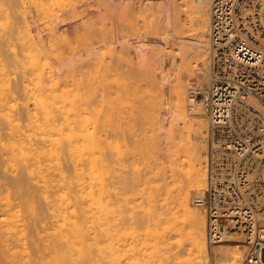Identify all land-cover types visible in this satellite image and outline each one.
<instances>
[{
    "label": "bare ground",
    "instance_id": "6f19581e",
    "mask_svg": "<svg viewBox=\"0 0 264 264\" xmlns=\"http://www.w3.org/2000/svg\"><path fill=\"white\" fill-rule=\"evenodd\" d=\"M1 1H3V0H1ZM5 1L6 2H9V0H5ZM5 1H3V2H5ZM21 1L23 2V0H21ZM39 1H40L39 3H42V4L44 3L43 1L41 2V0H39ZM44 1L46 2L47 0H44ZM68 1L70 2L71 0H68ZM79 1L81 3L83 0H79ZM173 1H174L173 2L174 3L173 4L174 7L172 9H174V10H172L171 7H170V9L172 11L171 13H173V14L171 15V19H170V22H169V24H170V26H169V33H168L169 34V37L173 36L174 33L176 34L175 36H177V37L181 36L184 33L181 37L187 38V35L189 34V31L191 33V30H189V28H191L194 25V26H196V30H195V27H192L191 29L194 28L193 31L194 30L196 31V32L195 31L194 32L197 33L195 35L197 36L198 39L197 40H192V41L183 40L182 38L181 39L183 40L182 43L185 44V45L186 44L187 45H189V44L190 45H193L194 44V48L196 47V49H197L196 52L197 53L198 52L201 53V51L203 49L202 47L205 46V43L206 44L208 43V35H209L208 28L210 26V0H180V3H176V0H173ZM37 2H38V0L36 1V4H37ZM73 2H74V0H73ZM77 2H78V0H77ZM135 2H134V5H135ZM141 2H142V0H141ZM150 2H148L147 5L151 4ZM171 2H172V0H171ZM177 2H179V1H177ZM96 3L98 4L99 2H96ZM106 3H107V1H106ZM106 3H104V6L106 5ZM142 3L145 4V2H142ZM165 3H166V1H165ZM165 3L163 2V6H165L164 5ZM8 4H11V3L10 2L7 3V7H8ZM18 4H20V3H18ZM36 4H35V6H36ZM75 4H77V3H75ZM75 4H73V5H75ZM108 4H107V7L105 6L106 8H108V10L105 9V11L106 10L109 11V8H110L109 6L110 5H108ZM139 4L141 6V3L140 2H139ZM0 5H1V7H0L1 8L0 13H1L2 11H4V8L2 9V4H0ZM23 5H24V3H23ZM38 5H40V4H38ZM46 5H48V4L46 3ZM46 5H45V7H46ZM73 5L70 4L69 7H71ZM132 5H131V7H132ZM167 5L168 4H166V7H167ZM11 6H13V5H11ZM89 6H90V4H89ZM122 6H124V4H122ZM136 6H134V7H136ZM3 7H5V4H3ZM7 7H6V9H7ZM9 7H10V5H9ZM20 7H21V4H20ZM93 7H95V6L93 5ZM127 7L128 6H126V8ZM21 8H20V10H21ZM67 8H68V6L65 9H67ZM97 8L99 9L100 6H98ZM140 8H141L140 11H143L142 8H144V7L142 6ZM148 8L151 9L152 6L151 7L149 6ZM153 8H154V6H153ZM180 8H183V9H180ZM14 9H15V7H14ZM38 9L39 8L37 7V10ZM44 9H42V10H44ZM62 9H63V7H62ZM134 9H136V8H134ZM154 9H151V10L154 11L153 16H156L157 13H155V10ZM39 10H41V9H39ZM59 10H61V9L59 8ZM72 10L73 9H71L69 12H72ZM85 10H86V8H85ZM121 10H119V11H121ZM125 10H127V9H125ZM8 11L9 10H7L5 12L8 13ZM23 11H24V9H23ZM83 11L84 10H82V12ZM134 11H132L133 14H134ZM42 12H40V11L38 12L37 11L36 12V15L38 13H40V14H38V17H40ZM182 12H185L187 14L189 13L188 14V17H190V20L189 21L192 22L191 23L192 26L190 24L191 27H189V28L187 27L188 29H186V26H185L186 24L181 19V13ZM3 13H2V15H4L3 16L4 18H5V15H6V18L9 17L8 16L9 14H6V13L3 14ZM12 13H14V11ZM17 13H18V11H17ZM98 13L100 15L101 12H98ZM120 13H122V12H120ZM104 14H106V13H104ZM107 14L108 15L111 14V16L109 17L110 20H111L112 19L111 17L113 16L112 13H109L108 12ZM107 14H106V16H107ZM133 14H132V16H133ZM149 14H151V12ZM48 15H51V14H48ZM68 15H70V14H68ZM80 15H81V13H80ZM117 15H118V13H117ZM137 15H136V17H137ZM142 15H143L144 18H145V16L148 17L147 14L146 15L145 14H142ZM18 16H19V14H18ZM63 16H61L60 19ZM119 16L121 17V14ZM21 17H23V16H21ZM25 17L26 16H24V18ZM76 17H78V16H76ZM149 17H150V15H149ZM11 18L9 17L4 22L5 23H8L9 22V19L11 21ZM44 18H45V16H44ZM122 18H121V20H122ZM129 18H132V17H129ZM144 18H142V19H144ZM157 18H158V16L155 17L156 20H157ZM25 19H24V22H25ZM34 19H35V17H34ZM41 19H43V17ZM45 19H47V18H45ZM60 19H58V21ZM99 19H97V20L99 21ZM102 19L103 18H101L100 21ZM106 19H107V17L105 18V20L103 19L104 20L103 23H105ZM116 19H118V17ZM2 20H3V18L1 19V21ZM124 20H126V19H124ZM139 20L141 22V19H139ZM152 20L154 21V19H152ZM161 20H162V18H161ZM161 20H160V22H161ZM90 21H94V20H91L90 19V20L85 21V22H89L90 25H91V23H93V22H90ZM129 21H131V20L129 19ZM137 21H138V19H137ZM158 21L159 20H157L156 22H158ZM27 22L28 21H26V23ZM61 22H62V20H61ZM11 23H12V21H11ZM53 23H52V25H53ZM81 23L83 24V22H81ZM130 23H131L130 25H132V22H130ZM135 23H138V22H135ZM146 23H148V21ZM154 23H155V21H154ZM158 23H156V24L160 28L157 29V32L159 31V29L162 30V27L161 26H163L162 24H159V25H161V26H159ZM167 23H168V20H167ZM22 24H23V21H22ZM45 24H47V23H45ZM100 24H101V22H100ZM100 24H98V25H100ZM109 24H111V23L109 22ZM119 24H121V23H119ZM123 24H122V26H123ZM163 24H164V22H163ZM90 25L88 24V26H90ZM98 25L95 24V26H98ZM130 25H129V28H130V31H131V28L133 29L134 27H130ZM150 25H151V23L148 26L150 27ZM1 26H3V25H1ZM8 26H10V25L9 24H6V27H8ZM13 26L14 25L11 24L10 27L12 28ZM20 26H22V25H20ZM20 26L19 25H15V27H14L15 28L14 31H16L17 33L19 32V35H20V32H22L21 31L22 30V27H24V26H22L20 28ZM45 26H48V25H45ZM88 26H87V28H88ZM111 26L113 27L112 24H111ZM111 26H110V28H106V30L108 32L105 30V34L108 35L109 33H111V32H109L110 30H112L111 29ZM125 26H126V24H125ZM132 26H134V25H132ZM28 27L29 26L27 25V28ZM52 27H54V26H52ZM138 27H139V25L137 26V28ZM92 28L93 27H91V30H92ZM125 28L126 29H124V27H123V29L125 31H127L128 30L127 27H125ZM141 28L143 29V26ZM163 28H164L163 30L165 31V29H166L165 26H163ZM42 29H43V27H42ZM83 29H84V26H83ZM153 29L155 30V26H154ZM153 29H152V31H153ZM173 29H174L175 32L172 34V30ZM185 29L187 31L188 30L189 31L187 33H185L186 32ZM1 30L2 31L4 30L5 34H8V33H6V31L9 32L8 31L9 29L7 30V28L6 29H0V31ZM85 30L86 29H84L83 32H85ZM2 31H1L0 41H2V39H3V38L1 39L2 35L4 37V33H2ZM24 31L25 30L23 29V32ZM26 31H27V29H26ZM98 31L100 33H98L96 31V34L97 33L98 34H101V32H103L102 30L101 31L98 30ZM134 31L136 32V30H134ZM139 31H140V28H139ZM13 32H11V33L13 34ZM29 32L30 31H28V33ZM81 32H79V33H81ZM154 32H152V33H154ZM126 33L128 34V32H126ZM131 33L134 34L133 31H131ZM137 33H138V31H137ZM88 34L90 35L89 32H88ZM92 34H94V33H92ZM124 34L125 33L122 34L123 37H125ZM132 34H130V35H132ZM145 34H147V33H145ZM148 34L146 35L147 37H148ZM159 34H162V33L158 32L157 35H159ZM9 35H10V33L8 34V36ZM11 35L9 36V39H8V37L6 38L7 40L6 39H3V40L6 41L5 43L8 46H10V47H12L17 42L13 38V35L14 34L12 36ZM130 35H128V36H130ZM135 35H137V34H134L133 36H135ZM150 35H154V34H151V32H150ZM191 35H194V34L191 33ZM6 36L7 35H5V37ZM61 36L63 37V35H61ZM91 36H93V35H91ZM95 36L96 35L94 34L93 38H91L92 39V44L95 43V40H96V39L94 40V37ZM97 36L99 37V35H97ZM108 36H106V37H108ZM15 37H17V36H15ZM21 37H22V35H21ZM29 37H30V34H29ZM103 37H104V35H103ZM111 37H110V39H111ZM127 37H126V39H127ZM135 37H137V36H135ZM193 37H195V36H193ZM31 38H32V36H31ZM102 38H100V39H102ZM131 38H133V37L131 36ZM188 38L190 39V37H188ZM10 39H12V40L15 41L13 45H12V42L13 41H10ZM21 39L24 40V41L26 40V38L24 36ZM88 39L90 40V38H88ZM88 39H86V40H88ZM22 40H20V42ZM27 40L29 41V44H27L28 41H25L26 43L24 41H22L23 44H24L22 46V48L25 51L23 53L21 52V54H23L22 56L21 55H18V53H20V52L17 53V51H15V50H19V48H17V49L15 48L14 49L13 48L14 46H13L12 47L13 48L12 50L9 47L10 50H11V51L9 50V53L13 51V54L10 55L11 57H9L10 59H4L3 55H4V53L6 51H8V50H5V48H4L5 43L1 45L3 47L2 51L5 50V52L3 53V55H2V51L0 52L1 53L0 54V158H2L4 167H6V169H9L10 168L12 171L15 172V174L16 173L19 174V176L15 178L16 180L13 179V180L16 181V183L14 185H16V187H18V189L23 190V192H24V194H23V192L20 191V193L22 192L21 194H23V198L22 199L20 198V201H19V198H15V197L13 198L11 196L10 192H12V194H13V191H10L9 192V190H10V189H8L9 187H6V186L9 185V184H7V182H5V184H7L6 186L4 185V181L2 183L6 188L3 185H0V264H93L94 260L96 261V260H99L101 258H106V257H107L106 258V261L107 262H105V264L106 263H108V264H151L152 263L151 261H152L153 257L155 256L154 252H150L148 254L143 252V249L145 247H149L150 246L149 243L147 242V240L142 237V233H141L142 228L146 224L144 223V226L142 227L141 221L143 219L140 218V219H142L140 221L139 219H137V216L135 215L136 210L139 209L138 207L143 208L142 207L143 206L142 204H144V206H146V207H147L148 204L150 206H152L150 204L151 202L150 203H147V205H146V203H142L143 200L145 198H147V196H149V194H151V192L148 195L145 194L146 191H147V190H145L146 189V185L145 186L143 185L145 187V189H144L145 191H144V193L142 191V194H144L146 197L144 199H143L144 196L142 197V199H143L142 202H139V199L141 201V196L138 194V190H136L137 187L138 188L141 187L139 184L142 185L143 184L142 181H144V180L146 181V179H148L149 176H147L146 174H142L141 173V170L139 169V172L138 173H136V171H135V173H136L135 175H132L131 174L132 175V176L130 175L131 177L129 176L128 178L125 177V178L121 179L122 180V183L120 182L121 185L119 187L116 186L118 189L116 187H114L115 186L114 183H113L114 186H112L113 184L112 185L109 184L110 181H107L106 180V178L109 179V177H106V173H109V170H110V167H111V162H110V160L108 158V153H107L108 151L106 152V147H107V150H108V147L111 146L112 144L110 145V142L107 141V138H105V137L103 138L104 135L102 136V134H100V132H99V131H101V133L104 132V134L106 132H108V131H106V132L103 131V130L106 129L105 128V124L104 125L101 124L102 126H104L101 129L100 127H102V126L98 123L99 121H97V120L94 119L96 117V115H101V114H97L98 109L96 108L101 103V100H100V103L97 105L96 102L98 101L97 100L98 98L97 99H94L93 98V95H95V94H92L94 92L92 90H89V89H91V87H87L88 89H87V92H85V93L89 97H87L86 94H84L85 95V98H87V99H85V100L83 99L82 100L80 98L81 101H83L81 103L79 101L80 99L78 100V98H79V96H82V98H84V95L82 94L83 92L81 93V95H79L80 92L82 91V89L80 88V89H77L76 90V88L83 87V91H84V87L88 85V81L87 82H84L87 85H84L83 86V83H81V81L83 80V78H81V76H79V72H76L74 70V67H77V66L72 65L73 62L70 59V61L68 60L69 62H66L65 63V61H64L63 62L64 63L63 66L61 64V66L64 67V69H65L64 71L63 70L61 71L60 69H59L60 72L59 71H56V72L53 71L52 68L51 69L49 68V67H51L50 66V63L48 65L46 60L45 61H42L43 59H45V58L42 59L44 52H42V51L40 52L39 51L40 49L38 50L39 47L35 45L36 41L35 42H32L31 39H30L31 41L29 39H27ZM66 40H68V39L66 38ZM86 40H85V43H86ZM93 40H94V42H93ZM97 40H99V39H97ZM105 40H106V38H105ZM105 40L103 42L106 43ZM55 41H57V40L55 39ZM55 41H54V43H55ZM60 41H61V39H60ZM81 41L82 40H80V42ZM116 41L118 42V40H116ZM90 42L91 41H89V44H90ZM109 42H111V40ZM131 42H132V40H131ZM2 43H3V41H2ZM19 43H17V44H19ZM40 43H41V41L39 42V44ZM21 44H20V47H21ZM77 44L78 43H76V46H73V47H75V49H78L76 47H79L78 45L79 44H82V43H79L78 45ZM97 44L99 45L100 43L97 42L96 45ZM59 45H60V43H59ZM103 45L104 44L102 43V47H103ZM126 45L128 46V44H126ZM137 45L138 44L136 43V46ZM8 46H7V49H8ZM40 46H41V44H40ZM54 46H53V48H54ZM109 46H107V47H109ZM115 46H117V45H115ZM139 46L140 45H138V47ZM155 46H159V45L156 44ZM56 47H55V49H56ZM107 47H106V49L108 50ZM134 47H132V48H134ZM149 47H148V49H149ZM31 48L34 49V50L36 49V51H39V53H42V56H40L41 54H35V53H38V52H35L34 53V51ZM41 48H42V50H44V51L46 50L47 51V49H43V47H41ZM62 48L60 49V52L64 51V49H66V48H64L62 50ZM95 48L96 47H94V50H97ZM140 48H141L140 49V51H141L142 50V47H140ZM145 48H146V50H148L146 46H145ZM159 48H160V46H159ZM159 48H157V50ZM183 48H185V47H183ZM183 48H181V49H183ZM199 48H201V49L199 50ZM29 49L32 50L33 51L32 53H34L35 55L32 54ZM82 49L84 50V48H82ZM90 49H92L91 48V45H90ZM129 49H130L131 52H128V53H132V50L133 49L131 50V47ZM151 49L154 50L155 48L152 47ZM185 49L181 50L180 52H185L186 57L188 56V53L189 52H191V54L193 53L192 51H190L189 48H188L189 49V52H188V49L187 50H185ZM78 50H80V49H78ZM114 50L115 49H113V51ZM119 50H120V48H119ZM122 50H120V51H122ZM125 50H128V49L126 48ZM172 50H173V48L171 49V51ZM85 51H86V49H85ZM120 51H118V52H120ZM186 51H187V54H186ZM97 52H95V53H97ZM100 52H99V54H100ZM107 52L110 53V51H107ZM115 52H116V50L113 52L115 55L118 54L117 52L116 53ZM141 52H143V50ZM158 52H160V54H161V51L158 50ZM202 52H204V51H202ZM9 53H7V57L9 55ZM53 53H55V51ZM149 53L151 54L152 51L149 52ZM155 53L157 55V52H155ZM155 53H153V54H155ZM65 54H67V53L65 52ZM70 54H69V56H67V55L66 56L67 57H70L71 56ZM80 54H82V53H80ZM104 54H106V53H103L102 55H104ZM134 54L135 53H133V55ZM139 54H138V56H139ZM142 54H143V57L146 56L145 53H141V55ZM160 54H158V55L160 56ZM191 54H189V55H191ZM206 54H207V52H206ZM121 55L123 56V53H121ZM183 55H184V53H183ZM192 55L194 56V53ZM197 55H198V57L201 56L200 58H203V59H201V63H202V66H203L202 67L203 71L202 70H199V71L197 70L198 71L197 72L198 73V76H199V78H201V80H203L202 78H204V80L205 79L207 80L209 76H207L208 73L206 71V68L204 67L205 64L207 63L206 62L207 58L202 57L204 55H200V56H199V54H197ZM19 56L22 57L23 59H20ZM66 56L64 55V60H65V57ZM107 56H109V55H107ZM117 56H120V55H116V57ZM130 56H132V54ZM130 56H128V58ZM159 56L155 57L156 60H157V58ZM182 56H181V58H182ZM205 56H207V55H205ZM52 57H54V56H52ZM85 57H88V56L86 55ZM98 57H97V60H98ZM104 57H106V55H104L103 58ZM186 57H185V59H186ZM111 58H113V57L111 56L109 58V60ZM122 58L125 60L126 57L123 56ZM142 58H140V59H141V61L144 62L142 64L145 67L143 69H147L148 67H150V65H148V63L146 62L149 58H148V56L145 57V59L144 58L142 59ZM146 58H147V60H146ZM150 58H152L151 60L153 61L154 56L153 57H150ZM174 58L176 59V56H174ZM187 58H189V56ZM194 58H196V57H194ZM79 59H81V57ZM82 59H83V57H82ZM117 59H119V57H117ZM131 59H133V58H131ZM131 59H130V61H132ZM179 59H180V57H179ZM185 59L183 58V61L181 60L182 63H183L182 66L179 65L181 71L178 72V69H177V72H174V73H177V75L174 77L175 79L174 80H171L172 78L170 79L171 82L173 81V83H171L172 85L169 84L171 86L168 87V88L171 89V90L169 89L170 90V91H168L169 93L167 92L168 93V96H169L168 97L169 101L166 100V99H164L166 97H163V92L167 91V89L165 88V85H163L164 83H161L162 80L159 81V79H158L159 76L156 77V75H155L156 74L155 73L156 70H153L151 67H150V69H152L153 71L150 70L149 68L146 70V75L149 74V71L152 73V74L150 73L151 76H152V78L151 79L149 78V79L154 82V84H155L154 87H152V88H149L148 87L147 88V86H148V84L146 83L147 81L145 83H142L141 82L142 84H144V85L146 84L147 85V86H145L146 89H152L151 91L150 90H146V94H147V91H148V96H146V98H145L144 101H143V99H142V102L141 103L139 101V103L141 104V109L144 108V105L145 106L147 105L148 108L146 107L147 109H144V111H146L148 109H150V110H153L154 109L155 110V112L153 110V113H151V114H150L149 111L144 112L145 115H146L147 112L150 114V118H149V114H148L147 117H146V119L149 118L152 121V124H156L159 121L161 122V119H160V117L158 115L159 112L161 111L160 108L161 109L163 108L164 102H165V104L168 102L169 105L166 104L167 106H169L168 107V110L166 108V105H165V108H166L167 112L169 113V115L167 114L168 117L172 119V123H174V125H175L174 128L176 129L177 124L178 123H181V124H183L182 126L184 127V132H187L188 133V132L192 131L191 133L192 134H195L194 137H193V139H191V140H193V142L188 141L187 142L188 145H186V150L188 151L187 152V156H186L188 158L187 166H189V168L186 169L187 166L185 168L183 167L184 165L181 166V164H182V162H181L180 163V166L182 167V169L180 168L179 169L180 172L178 173V175L180 174V177L175 178L176 181H177V184L175 183L176 186L173 189L172 188L169 189L170 188L169 187V188H167L169 190H166V191H169L168 192L169 195H167V197H170L171 196V198H173V200H172L173 202L171 201V205L173 204V206L169 208V211L168 212H169V214H171V218L172 219L173 218L176 219L177 222H178V217H180V216H182L184 218V220H185L186 223L188 221V223H187V229H188V227H190V232H189L190 233L189 234V236H190V240H189L190 242L189 243L190 244L189 245L191 246L190 247L191 250L194 251L193 253L196 252L197 254L201 255V257L204 259V258H207L206 252L207 251L209 253L211 252V255L215 258V260H218L217 262L218 263L221 262L222 264H243L242 262H244L245 264H247L245 262V256H246V254L244 253V251H245L244 249L245 248L248 249V246L246 245L247 243H246V239H245L244 234L241 231H239V230H234V228H231V229H229V230L226 231L225 238H224V240L222 242L215 243V244H209L208 243V233H207V230H208V220H207V216L205 215V212L202 213V215H203V217L205 219V222H206V224H205V222L201 218V215L199 214V212L191 204V200L190 199H191V191H192V189H194V188H196L198 190L203 189V190H201L199 192L201 194V196H202L203 195V192L208 187L209 180H208V177H207V171L205 170L206 167L204 168V166H203V163L205 161L204 160L205 157L203 158V156H205V153L207 152V151H205L206 150V148H205L206 147L205 146V142L207 141L208 133L211 131V127H210L209 121H208L209 126L207 125L206 119L208 120V117L205 118V116H204V117H202L203 119H201V114L206 115V113L203 111V109H199V110H202V111H200L201 113L199 111H197L196 113H191V114L189 113V111L187 109V104H186L187 103V101H186L187 100L186 99V96H187V86L190 83H194V80L195 79H194V76H193V70L194 69H193V67H192L191 64H188L189 63L188 61H187V63L185 62ZM58 60H60V59L58 58ZM89 60H91V59H89ZM156 60H154V61H156ZM186 60H188V59H186ZM73 61H74V59H73ZM83 61H84V59H83ZM85 61H87L89 63L88 60H85ZM102 61L106 62L104 59ZM21 62H22V64H21ZM43 62L49 66L48 67L49 69L45 67L47 65H45ZM104 62L102 64H104ZM127 62H128V60H127ZM134 62H136V59H135ZM137 62H138V60H137ZM59 63H62V62H59ZM59 63H58V65H59ZM107 63H109L108 59H107L106 65H108ZM111 63H112V66H115L117 64L116 63V64L113 65V62H111ZM111 63H109V64H111ZM146 63H147L148 66H145ZM190 63H191V61H190ZM18 64H21L22 66L21 65L19 66ZM156 64L159 65L158 62H156ZM75 65H77V63ZM95 65H96V63H95ZM127 65H129V64H127ZM132 65L133 64H131L129 66H132ZM143 65L142 66L140 65V66L143 67ZM189 65H191V66H189ZM17 66H19L21 70L24 69L23 70V73L21 71V75H20L21 76L20 78L22 80V83H18L17 82L18 81L17 79H19V78H17L19 76V75L17 76V72L20 73V71H17V70L15 72V69L17 68ZM98 66H99V64H98ZM116 66H118V64ZM136 66H138L137 69H139V65L137 64V65H135V67ZM175 66H176V64H175ZM177 66H178V64H177ZM21 67H23V68H21ZM88 67H89V65H88ZM104 67L102 68V67L99 66L98 68L104 69ZM132 67H131V69H132ZM141 67H140V69H141ZM124 68H126V67L124 66ZM124 68H122L121 70H123ZM109 69H111V68H109ZM116 69H114V67H113V71L112 72H115ZM154 69H156V68L154 67ZM98 70H101V69H98ZM108 71L110 72V70H108ZM75 72L77 74L74 75ZM120 72L121 71L119 69L118 70V75L119 76H120ZM56 73H58V76L55 75ZM90 73H92V72H90ZM139 73H141V70H140ZM142 73H144V72H142ZM153 73H154V76H153ZM13 74L14 75L16 74V78L17 79L15 78V76ZM62 74H64V78H62L63 77ZM114 74H116V73H114ZM122 74H121V76H122ZM170 74H173V73H170ZM77 75L80 77V79H79V77ZM89 75H91V74H89ZM89 75H87V76L89 77ZM102 75L104 76V72L102 73ZM105 75H106V71H105ZM131 75H133V74H131ZM76 76L78 78H76ZM140 76H142V75H139L138 77H140ZM90 77L92 78V76H90ZM117 77H115V78L117 79ZM122 77L124 78V77H126V75L125 76H122ZM135 77H136V75H135ZM138 77H136V78H138ZM148 77H144V78L146 79ZM13 78H15V80H17V81H13L14 80ZM75 78L77 80H79V81H77ZM91 78H90V80H92ZM96 78L98 79V77H96ZM102 78H104V77H102ZM113 78H114V76H113ZM136 78H134V79H136ZM169 78H170V75H169ZM109 79L112 81V78H109ZM118 79H119V77H118ZM140 79L142 80V78H140ZM167 79H168V76H167ZM167 79L164 78V81L167 80ZM21 80H20V82H21ZM84 80L86 81V79H84ZM87 80H89V78ZM99 80H98V85H99ZM103 80H101V81L103 82ZM120 80H118V81H120ZM136 80H138V79H136ZM95 81H94V84L97 83ZM116 81L117 80H115V82ZM121 81H120V85L121 86H124L125 84L124 85L121 84L124 80L122 82ZM132 81H133V79H132ZM132 81L130 82L131 84H133ZM138 81H139L138 83H140V80H138ZM13 82L14 83L16 82L14 86L12 84ZM79 82L81 83V85H79L80 84ZM104 82H106V81H104ZM108 82H109V80H108ZM108 82H107V85H108ZM133 82H136V81H133ZM148 82H150V81L148 80ZM151 83H149V84H151ZM169 83H170V81H169ZM18 84L21 85L20 86L21 87V90H23L24 93H25L24 94L25 95L24 97H23V95L20 96L22 98H19V96L16 95V93H17L16 90H17V88H19V85ZM91 84H92V86L94 85L93 83H90L89 86H91ZM128 84H129V82H128ZM100 85H102V83H100ZM120 85H119V87H120ZM139 85H136V86H138V88H139ZM126 86H127V83H126ZM126 86H124V87H126ZM134 86L131 85L129 89H131L133 87L134 92H135ZM97 88H95V89H97ZM99 88L101 90L102 87H99ZM99 88L97 89L98 93L96 92L97 95H99ZM107 89H108V87L107 88L106 87L105 88L103 87V92H104V90L107 91ZM113 89H115V87ZM122 89H123V87H122ZM122 89L120 88L119 90H120V92H122V94H124L123 91H122ZM143 89L144 88L142 87V91H143ZM196 89L197 90H201V91L203 90V88H201V86L196 87ZM23 91H21V93ZM116 91L117 90H115V92ZM126 91H128V90H125V92ZM136 91H138L137 88H136ZM139 91H141V90H139ZM139 91L137 92L138 93V97H139ZM108 92H109V90H108ZM129 92H131V91H128V93ZM189 92H191V91H189ZM101 93H102V90L100 91V94ZM132 93H133V91H132ZM141 93L142 92H140V97H141L142 94H144V93H142V94ZM109 94H111V93H109ZM101 95H103V94H101ZM112 95H113V93H112ZM105 96L107 97L108 94L105 95ZM105 96H104V98H105ZM125 96H126V98L128 97L127 94ZM91 97H92V100L95 101V102H93V101L90 100ZM143 97H144V95H142V98ZM147 97L150 98L148 102H147V100H148ZM110 98H111V96H110ZM110 98L107 97L106 99H109V101H111ZM114 98H115V96H114ZM118 98H120V97L118 96ZM118 98L116 97L117 101L119 100ZM123 98H124V96H123ZM19 99H22V101H20ZM116 99L114 101H116ZM128 99H130V98H127L126 100L128 101ZM134 99H136V98H134ZM134 99H131V100H134ZM120 100H122V99L120 98ZM117 101L114 102V103L117 104ZM133 102H135V101H133ZM79 103H81V104H79ZM137 103H138V101H137ZM94 104H96L97 106H95ZM104 104H102V105H104ZM112 106L113 105H111L110 107H112ZM118 106L119 105L117 104V106H115V107H118ZM99 107H100V105H99ZM115 107H114V109H116L118 111H121L123 109L122 106H120L121 108L119 107V109L118 108H115ZM237 107H238V110H242V109L244 110L245 108H251V109H254V111H257L258 113H262L261 110H264V107H263L262 103H260L255 98H249L247 101H245L242 104H239ZM105 108H106V106H105ZM105 108H103V110ZM124 108L126 110L127 108H129V106H127V108L126 107H124ZM131 109H132V107H131ZM131 109H129V110L132 112ZM134 109H137V107L135 106ZM134 109H133V112H136V111H134ZM157 109L160 110V111L156 112ZM99 110H101V109H99ZM116 110H114L115 111V114H116ZM139 110H140V108H139ZM139 110H138V112H139ZM123 111L124 110H122V112ZM126 111H125V113H126ZM101 112H103V111L101 110ZM104 113L106 114V112H104ZM119 113H121V112H119ZM107 114L105 116H107ZM165 114H166V112H165ZM165 114H164V117H165ZM137 115H140V117H141V115H143V113L142 114L141 113L140 114L138 113ZM197 116H199V118ZM99 117H98V119L99 120L101 119L100 121H102L103 120V115H102L101 118H99ZM108 117H106V118H108ZM137 117H135L133 119L135 120ZM125 118H127V117L125 116ZM141 118H143V117H141ZM141 118L138 117L137 119L139 120ZM122 119H124V118L122 117ZM143 119H141V120H143ZM111 120L112 121H110V119H109V121H110L109 124L111 122H113L112 116H111ZM107 121L105 120V122H103V123H106ZM115 122H117V121H115ZM118 122H120V121H118ZM169 122H171V121H169ZM100 123H102V122H100ZM135 123H136V120H135ZM135 123H133L131 125L129 123L128 124V129L130 128V130H133L134 129L133 127L136 125ZM175 123H177V124H175ZM106 124L108 125V122ZM129 125H130V127H129ZM174 125L172 124V126H174ZM118 126L120 127L121 125L119 124ZM98 127L100 128L99 131L97 130ZM117 127H116V129H118ZM106 130H108V129H106ZM112 130L114 131L113 128L111 129V131ZM126 130H127V128H126ZM117 131H119V130H117ZM123 131H125V130L123 129ZM176 131H178V130H176ZM120 133L121 132H119L118 135H121L122 134V133L121 134ZM116 134L114 133V136ZM105 135H107V134H105ZM153 139H152V141H153ZM156 142H157L156 140H155L154 143L152 142L153 143V147L152 148H154V147L156 148L158 146V143H156ZM137 144H139V142ZM136 147H138V146L136 145ZM146 147H148V145H146ZM120 152L123 153L124 151H120ZM147 156L148 155L146 154L145 158H147ZM235 156L237 157V155H235ZM139 157H141V156H139ZM142 157H143V155H142ZM149 157H152V156H149ZM187 158H186V160H187ZM247 159H248V157L246 158V160ZM133 162L135 163V161H132V166H134V163ZM144 162H146V161H144ZM185 163H186V161H185ZM136 164L137 163H135V165ZM124 167L125 166H123V168ZM6 169H4V173L3 174L6 173L5 172ZM133 170H138V169H133ZM262 171H263V174H264V169ZM15 174H14V176H15ZM1 178H2V180L4 179L2 176H1ZM2 180L0 182H2ZM13 183H14V181H13ZM136 185H139V186L135 187ZM111 186L113 188H111ZM114 188L117 189V191H115ZM139 190L141 192V189L140 188H139ZM148 190H150V189L148 188ZM112 191L114 193H116V194H114ZM262 193H264V184L263 185L262 184L261 185L259 184L258 187L254 191V202H255V205L259 209L260 208L261 209L263 208L262 207L263 206L262 195H261ZM112 194H114V197L115 198L117 196V199H114L113 197L111 198V196H113ZM137 194L140 196V197H138L139 199H137V196H138ZM154 195H155V193L153 194V196ZM113 199H114V202H113ZM147 199H148V201H150L149 197ZM167 199H169V198H167ZM115 200L118 201V203H116ZM136 200H138V203H136ZM154 200H156V199H154ZM134 202L136 204H133ZM118 204H119V206H115V205H118ZM140 204L142 206H140ZM152 204H153V202H152ZM114 207L115 208L116 207H120L119 209L118 208L117 209L119 211H121V212L117 211V209L115 210V212H119L118 214L119 215H122L120 217L123 218L122 220H124L125 222H126V217H124V215H125L124 214V210L129 208V210L131 211V213H133V215H131V216H133V218L132 217L130 218V219H133V220H131L132 221V224H133V227H131L132 225L129 226V225H126L125 223H122L121 224L124 227L127 226V228L125 230H127V231L129 230L130 231V232L128 231L129 233L126 232L125 230H123L124 227L121 228L119 226V229L118 230H117V228L115 229V228L112 227V224H114L112 222H114V221H112L113 218L111 220V217L112 216L114 217V215H111V214H114V209H115ZM149 208H151V207H149ZM143 209H146V208H143ZM129 210H127L128 213L130 212ZM141 211L142 212H144V211L149 212L151 210H148V211L147 210H144V211L141 210ZM142 212H140V210H139L138 213L141 214ZM115 214H117V213H115ZM148 214H150V213H148ZM152 214L155 215L154 211H152ZM117 215H115V216H117ZM119 215L116 217V219L114 217V219L116 221L118 220ZM137 215L140 217L139 214H137ZM145 217H143V218H145ZM150 217H152V216H150ZM182 217H180V218H182ZM183 218H182V221H183ZM155 219H156V217H155ZM122 220L120 221V219H119L118 221L119 222H124ZM131 221H130V223H131ZM145 221L147 223V220H144V222ZM182 221H180V222H182ZM119 222L118 223L115 222V223L118 225ZM180 222H178V223H180ZM203 222L205 224L206 229L204 228ZM116 224L114 225L115 227H117ZM185 224L183 225V227L185 226ZM95 225H97L99 229L96 228ZM128 227L129 228L131 227V228L129 229ZM95 228L99 230L98 233L96 231V233H97L96 235H95V231H94V230H96ZM182 228L179 227L178 230L180 231V229H182ZM115 230L117 231L116 232L117 235H118V232L119 233H122V234H119L118 235L119 236L118 238H116L117 241H114L115 239L114 240L112 239L113 236H114V234H115V232H114ZM182 231H180V233H182ZM127 233H128V236H127ZM129 237L132 240L131 243H129L130 242L128 240ZM111 240H112V242L113 241L114 242H117V245H116V243L115 244H112ZM123 240H125V241H123ZM166 243H167V240L163 239V241H158L156 244H154V246H155V248L160 247L162 250L163 249L164 250L165 249L166 250H169V249H167V248H169V247H167L169 245L168 244L166 245ZM96 244H97L98 247L96 246ZM163 244H165L166 246L163 247ZM151 246H153V245H151ZM164 250H163V252H164ZM95 253H99L98 256L100 255L102 257L96 258L95 257L96 256ZM105 254H106V257L104 256ZM164 254L165 253H163V255L161 256V258L159 260V264H177V262L175 261L177 259V257H178L177 255L173 254L171 251H168V253L166 252V255H164ZM262 254H263L262 255V259H261V261H260L259 264H264V252ZM201 257H200V259H201ZM194 258H195V256H194ZM194 258H192V259H194ZM161 259H162V261H161ZM189 259H191V258H189ZM103 260L105 261V259H103ZM101 261L102 260H99L98 262H100L102 264V262H104V261H102V262ZM186 261H188V259ZM192 261L193 260H191V262ZM96 262H94V263L96 264ZM188 262H190V260ZM197 262L198 263L200 262V264L203 263L202 261H199V260H197Z\"/></svg>",
    "mask_w": 264,
    "mask_h": 264
},
{
    "label": "rangeland",
    "instance_id": "374dc122",
    "mask_svg": "<svg viewBox=\"0 0 264 264\" xmlns=\"http://www.w3.org/2000/svg\"><path fill=\"white\" fill-rule=\"evenodd\" d=\"M3 1H5V0H3ZM3 1H1L0 0V4H2V9L4 8V11H2L1 13H0V18L2 19L3 18V22L1 21V19H0V24L1 25H3V26H1L0 25V29H6L7 28V30L9 31V32H7L6 30V33H10V35L12 34L11 32H13L14 30H15V25H22V26H24V27H22V26H20V28L22 27V32H20V35H19V32L17 33L16 31H14L13 32V38L15 39V41H17L15 44H14V40H12V39H10V41H13L12 42V45L14 46H12L14 49L16 48H19V50H15V51H17V53L18 52H20V53H18V55H23V54H21V52L23 53V52H25L24 50H23V48H22V46L24 45L23 44V42L22 41H24V40H22L21 38L24 36L25 38H26V40L25 41H28L27 39H31L32 40V42H35L36 41V43H35V45L36 46H38L39 48H38V50L41 52H44L43 53V57H42V59L43 58H45V59H43L42 61H47V64L49 65V63H50V66L51 67H49L47 64H45L44 62V64L45 65H47V66H45L46 68H52L53 69V71H59V69L62 71H64L65 69H64V67H62L63 66V62L65 61V63L66 62H69L70 61V59H71V61L74 63H72V65H74V66H77V67H74V70L76 71V72H79V76H81V78H83V80L84 79H86V81L84 80H82L81 81V83H83V86L84 85H87L86 83H84V82H87L88 81V85L87 86H85L84 87V91H83V87H78V88H76V90L77 89H82V91L80 92V94L79 95H81V93L84 95V94H86L85 92H87V87H91V89H89V90H92L94 93H92V94H95V95H93V98L94 99H97L96 101V104L98 105L99 103H100V100H101V103L99 104L100 105V107H99V105L97 106L96 104H94L95 106H97L96 108L98 109V112H97V114H101V115H96V117L94 118L95 120H97V121H99L98 123L101 125V124H105V128L106 129H108V130H106L105 128V130H103V131H108V132H106L105 134H107V135H105L104 134V132H102L101 133V131H99L100 130V128L102 129L104 126H102V127H98V131L100 132V134H102V136H103V138L105 137V138H107V141H109L110 142V145L111 146H109L108 147V150H107V147H106V152L108 153V158H109V160H110V162H111V167H110V170H109V173H106V177H109V179L108 178H106V180L107 181H110V185H112L113 183L115 184V186H114V184L112 185V186H114V187H116V186H120L121 185V183H122V180L121 179H123V178H125V177H129L131 174L132 175H135L136 173H138L139 172V169L141 170V173L142 174H146L147 176H149V178L148 179H146V181L144 180V181H142V185L141 184H139L141 187H139L140 189H141V192H140V190H139V188L137 187V186H139V185H136L135 187H137L136 188V190H138V194L141 196V201H140V199L138 198V197H140L138 194V196H137V199H139V202H142V200L146 197L144 194H142V191H143V193H144V191L145 190H147L146 191V195H148L150 192H151V194H149V196H147V198L149 197V199H150V201H148V199L147 198H145L144 200H143V202L142 203H146V205H147V203H150L152 206H150L149 204L147 205V207L146 206H144V204H140V206H142L143 208H146V209H143V208H141V207H138L139 209H137L136 210V213H135V215L137 216V219H139L140 221H141V225H142V227L144 226V223L146 224L143 228H142V230H141V233H142V237L144 238V239H146L147 240V242L149 243V247H145L144 249H143V252L144 253H150V252H154V254H155V256L153 257V259H152V263L151 264H159V260H160V258H161V256L163 255V253H165L164 255H166V252L168 253V251H171L173 254H175V255H177L178 257H177V259L175 260L176 262H177V264H197L198 262H197V260H199V261H202L201 263L202 264H220L221 262H217L218 260H215V258L211 255V252L209 253L208 251L206 252V255H207V258H202L201 257V255H199V254H197L196 252L195 253H193L194 251H192L191 250V246L189 245L190 243V236H189V232H190V227H188V229H187V223H188V221H187V223L185 222V220H184V218L182 217V216H180V217H182L183 218V221H182V218H180V217H178V222H180V221H182V222H180V223H178L177 221H176V219H172L171 218V214H169V208L170 207H172L173 206V204L171 205V201L173 200V198H171V196L170 197H167V195H169L168 194V192L169 191H166V190H169V189H173L175 186H176V184H177V181H176V179L175 178H178V177H180V174L178 175V173L180 172L179 171V169L181 168L182 169V167L181 166H183L184 168L187 166V161H188V158L186 157L187 156V150H186V145H188L187 144V142L188 141H190V142H193V140H191V139H193V137H194V135L195 134H192L191 132L192 131H190V132H184V127L182 126L183 124H181V123H175V124H177V126H176V129L174 128L175 127V125H174V123H172V119L171 118H169L168 117V115H169V113L167 112V110H168V107L169 106H167V105H169V103L167 102L166 104H165V102H164V105H163V108L161 109L160 108V110H156V112H158V111H160L159 112V117H160V119H161V122L159 123H156V124H152V121L149 119L150 118V114L151 113H153V110H150V109H148V110H146V111H149L150 112V114L147 112L146 113V115H145V113L144 112H146V111H144V109H147L148 107H147V105L145 106L144 105V108H142L141 109V102H142V99H143V101L145 100V98H146V96H148V91H147V94H146V90H152V89H146L145 88V86H147L146 84L144 85V84H142V83H145L146 81V83L148 84V86H147V88L149 87V88H152V87H154L155 86V84H154V82L152 81V80H150L151 78H152V76H151V72L149 71V74L148 75H146V70L149 68L150 69V67L153 69V70H156L155 71V75H156V77H158V79H159V81L160 80H162L161 81V83H164L163 85H165V88L167 89V91H165V92H163V97H166V98H164V99H166V100H168L169 101V99H168V91H170L171 89L170 88H168V87H170L172 84L171 83H173V81L171 82V80H174L175 78V76L177 75V73H174V72H177V69H178V72H180L181 70H180V66H182V61H183V58L185 59V57H186V55H185V52H180L181 50H183V49H185V50H187L188 48L190 49V51H192L193 53H194V56L191 54V52H189V49H188V56H189V58H187L186 57V59H188V60H186L185 59V62L187 63V61L189 62L188 64H191L192 65V67H193V76H194V83H190L188 86H187V96H186V101H187V109H188V104H189V91H191V90H193V89H195L196 87H198V86H201V88H203V90L205 91L207 88H208V85H209V82H210V78H211V61H212V46H211V41H210V31H209V28H208V33H209V35H208V43L206 44L205 43V46L204 47H202L203 49H202V51H204V52H202L201 51V53H197L196 51H197V49H196V47L194 48V44L193 45H185V44H183L182 43V41L183 40H189V41H192V40H197L198 38H197V36L195 35V34H197V33H195L196 31V26H192V22H190L189 20H190V17H188V14L187 13H185V12H182L181 13V19H182V21L186 24L185 26H186V29H188L189 27H195V32L193 31V29H191V28H189V30H191V33L192 34H194V35H191V33H190V31H189V34L187 35V38L188 37H190V39L188 38H185V37H181V36H179V37H177V36H175L176 34L174 33L175 31H174V29L172 30V34H173V36H171V37H169V26H170V24H169V22H170V19H171V15L173 14V13H171L172 11H171V9L174 7L173 6V0H172V2H171V0H142V2H145V4L144 3H142L141 2V0H83L81 3H80V1L78 0V2H77V0L75 1L74 0V2L75 3H77V4H75L74 2H73V0H71L70 2L68 1V0H47L46 2L44 1V0H41V2L43 1L44 3L42 4V3H39L40 1L38 0V2H37V4H36V1L37 0H23V2L21 1V0H9V2L11 3V4H8V7H9V5H10V7L8 8L7 7V3H9V2H3ZM20 1V2H19ZM101 1V2H100ZM106 3V1H107V3H106V7H107V4L108 5H110L109 7V11H107L108 10V8H106L105 6H104V3ZM125 1V2H124ZM138 1V2H137ZM151 1V2H150ZM165 1H166V3H165ZM177 1H179V2H177ZM22 2V3H21ZM50 2V3H49ZM56 2V3H55ZM96 2H99L98 4L96 3ZM134 2H135V5H134ZM139 2L141 3V6H140V4H139ZM148 2H150L151 4H149V5H147L148 4ZM156 2V3H155ZM162 2V3H161ZM163 2L165 3L164 5L165 6H163ZM18 3H20L21 4V7L24 9V11H23V9L20 7V4H18ZM23 3H24V5H23ZM36 4V6H35V4ZM46 3L48 4V5H46ZM52 3V4H51ZM62 3V4H61ZM71 5H73V4H75V5H73V6H71V7H69V5L70 4ZM94 3V4H93ZM138 3V4H137ZM176 3H180V0H176ZM3 4H5V7H3ZM33 4V5H32ZM38 4H40V5H38ZM89 4H90V6H89ZM103 4V5H102ZM122 6V4H124V6H120V5ZM134 6H136V7H134ZM157 4V5H156ZM166 4H168L167 5V7H166ZM11 5H13L14 7H15V9H14V7L13 6H11ZM43 5V6H42ZM45 5H46V7H45ZM52 5V6H51ZM64 5V6H63ZM68 6V8L67 9H65L67 6ZM93 5L96 7H93ZM97 5V6H96ZM131 5H132V7H131ZM146 7H145V6ZM36 8H35V7ZM51 6V7H50ZM57 6V7H56ZM63 7V9H62V7ZM98 6H100V8L98 9L97 7ZM126 6H128L127 8H126ZM144 7V8H142V10L143 11H140L141 10V8L140 7ZM151 7L152 6V8L151 9H154L155 10V13H157V15L156 16H153V14H154V11H152L150 8H148V7ZM153 6H154V8H153ZM0 7H1V5H0ZM6 7H7V9H6ZM37 7L39 8V9H41V10H37ZM74 7V8H73ZM93 7V8H92ZM136 8V9H134V8ZM170 7H171V9H170ZM20 8H21V10H20ZM46 10H45V9ZM49 10H48V9ZM55 8V9H54ZM58 10H57V9ZM59 8L61 9V10H59ZM85 8H86V10H85ZM95 8V9H94ZM123 8V9H122ZM133 10H132V9ZM138 8V9H137ZM42 9H44V10H42ZM71 9H73L72 10V12H69ZM105 9H107L106 11H105ZM122 9V10H121ZM125 9H127V10H125ZM129 9V10H128ZM148 9V10H147ZM161 9V10H160ZM168 9V10H167ZM180 9H183V8H180ZM7 10H9L8 11V13L7 12H5V11H7ZM33 10V11H32ZM39 12H42L41 13V16L40 17H38V14H40V13H38L37 15H36V12L37 11ZM79 10V11H78ZM82 10H84L83 12H82ZM99 10V11H98ZM117 10V11H116ZM119 10H121V11H119ZM124 10V11H123ZM135 10V11H134ZM150 10V11H149ZM172 10H174V9H172ZM0 11H1V8H0ZM14 11V13H12ZM17 11H18V13H17ZM21 11V12H20ZM50 13H49V12ZM57 11V12H56ZM59 11V12H58ZM104 11V12H103ZM132 11H134V14H133V12ZM157 11V12H156ZM162 11V12H161ZM6 13V14H9L8 16L11 18V21H12V23H11V21H10V19H9V22L8 23H5L4 21H6L8 18H6V15H5V18L3 17L4 15H2V13ZM24 12V13H23ZM35 12V13H34ZM98 12H101L100 13V15H99V13ZM112 13V19L110 20V16H111V14L110 15H108L107 13ZM120 12H122V13H120ZM131 14H129V13ZM138 12V13H137ZM143 12V13H142ZM151 12V14H149ZM167 12V13H166ZM3 13V14H4ZM11 13V14H10ZM56 13V14H55ZM70 14V15H68V14ZM80 13H81V15H80ZM104 13H106L107 14V16H106V14H104ZM117 13H118V15H117ZM141 13V14H140ZM161 13V14H160ZM18 14H19V16H18ZM24 14V15H23ZM34 14V15H33ZM48 14H53L52 16L51 15H48ZM65 16H63V15ZM74 14V15H73ZM77 14V15H76ZM79 14V15H78ZM121 14V17L119 16ZM132 14H133V16L136 14H138L137 15V17H136V15L133 17L132 16ZM142 14H147L148 15V17L147 16H145V18L143 17V15ZM12 15V16H11ZM23 16V17H21V16ZM72 15V16H71ZM78 16V17H76V16ZM104 17H103V16ZM117 15V16H116ZM130 15V16H129ZM149 15H150V17H149ZM162 15V16H161ZM2 16V17H1ZM15 16V17H14ZM24 16H26L25 18H24ZM37 16V17H36ZM44 16H45V18H47V19H45L44 18ZM48 16V17H47ZM61 16H63L61 19H60V17ZM74 16V17H73ZM99 16V17H98ZM101 16V17H100ZM158 16V18H157V20H159L158 22H156L157 20L155 19V17H157ZM165 16V17H164ZM34 17H35V19H34ZM43 17V19H41ZM52 17V18H51ZM59 17V18H58ZM71 17V18H70ZM107 17V19L109 20H107L106 19V21H105V23H103V21L105 20V18ZM114 17V18H113ZM118 17V19H116ZM120 17V18H119ZM123 17V18H122ZM129 17H132V18H129ZM144 18V19H142V18ZM164 17V18H163ZM38 18V19H37ZM50 18V19H49ZM66 18V19H65ZM70 18V19H69ZM101 18H103L101 21H100V19ZM121 18H122V20L124 21H122L121 20ZM131 20V21H129V19ZM161 18H162V20H161ZM166 18V19H165ZM24 19H25V22H24ZM41 19V20H40ZM58 19H60L59 21H58ZM85 19V20H84ZM94 20V21H90V22H93V23H91V25H90V23L89 22H85V21H88V20ZM97 19H99V21L97 20ZM124 19H126V20H124ZM137 19H138V21H137ZM139 19H141V22H140V20ZM147 19V20H146ZM152 19H154V21H155V23H154V21L152 20ZM46 20V21H45ZM48 20V21H47ZM53 20V21H52ZM61 20H62V22H61ZM68 20V21H67ZM97 20V21H96ZM128 20V21H127ZM152 20V21H151ZM160 20H161V22H160ZM165 20V21H164ZM167 20H168V23H167ZM22 21H23V24H22ZM26 21H28L27 23H26ZM34 21V22H33ZM51 21V22H50ZM122 21V22H121ZM126 21V22H125ZM134 21V22H133ZM148 21V23H146ZM19 22V23H18ZM54 22V23H53ZM81 22H83V24L81 23ZM95 22V23H94ZM99 22V23H98ZM100 22H101V24H100ZM109 22L113 25V27L111 26V24H109ZM128 22V23H127ZM130 22H132V25H134V26H132V25H130L131 23ZM135 22H138V23H135ZM163 22H164V24H163ZM5 23V24H4ZM18 23V24H17ZM21 23V24H20ZM26 23V24H25ZM45 23H47V24H45ZM52 23H53V25H52ZM107 23V24H106ZM119 23H121V24H119ZM124 23V24H123ZM134 23V24H133ZM151 23V25H150V27L148 26L149 24ZM156 23H158V25L159 24H162L163 26H165V31L163 30L164 28H163V26H161V25H159V26H161L162 27V30H160L159 29V31L158 32H160V33H162V34H159V35H157L158 34V32H157V29L158 28H160V27H158L157 26V24ZM6 24H9L10 26H11V24L12 25H14L12 28L10 27V26H8V27H6ZM36 24V25H35ZM51 24V25H50ZM82 24V25H81ZM88 24L91 26V27H93L92 28V30H91V27L90 26H88ZM94 24V25H93ZM95 24L96 25H98V24H100V25H98V26H95ZM106 24V25H105ZM122 24H123V26H122ZM125 24H126V26H125ZM130 25V27H134L133 29L134 30H136V32L131 28V31H133L134 32V34H137V35H135V36H137V37H135V36H133L134 34H132L131 33V31H130V28H129V25ZM139 25V27L137 28V26ZM142 24V25H141ZM148 24V25H147ZM166 24V25H165ZM168 24V25H167ZM190 24H191V26H190ZM27 25L29 26L28 28H27ZM45 25H48V26H45ZM82 27H81V26ZM121 25V26H120ZM26 26V27H25ZM36 26V27H35ZM45 26V27H44ZM52 26H54V27H52ZM83 26H84V29H86L85 30V32H83L84 31V29H83ZM87 26H88V28H87ZM103 26V27H102ZM105 26V27H104ZM110 26H111V29L112 30H110L109 32H111V33H109L108 35L107 34H105V30H106V28H110ZM143 26V29L141 28V27ZM154 26H155V30L153 29L154 28ZM5 27V28H4ZM42 27H43V29H42ZM98 27V28H97ZM102 27V28H101ZM123 27H124V29H126L125 27H127V29L129 30H127V31H125L124 29H123ZM149 29H148V28ZM188 27V28H187ZM210 27V26H209ZM97 28V29H96ZM100 28V29H99ZM139 28H140V31H139ZM145 28V29H144ZM147 28V29H146ZM153 29V31H152V29ZM11 29V30H10ZM23 29L25 30L24 32H23ZM26 29H27V31H26ZM30 29V30H29ZM104 29V30H103ZM151 29V30H150ZM185 29V30H186ZM36 30V31H35ZM47 30V31H46ZM73 32H72V31ZM98 30H102L103 32H101V34H98V33H100ZM184 30V31H185ZM2 31V30H1ZM1 31H0V36H1ZM28 31H30L29 33H28ZM39 31V32H38ZM46 31V32H45ZM82 31V32H81ZM91 31V32H90ZM96 31L98 32L97 34H96ZM107 31V30H106ZM119 31V32H118ZM137 31H138V33H137ZM143 31V32H142ZM149 31V32H148ZM155 31V32H154ZM187 30H186V32L185 33H187L188 32ZM194 33H193V32ZM26 32V33H25ZM65 32V33H64ZM79 32H81V33H79ZM88 32L90 33V35L88 34ZM108 32V31H107ZM106 32V33H107ZM125 33L124 35H125V37H123V33ZM126 32H128V34L126 33ZM149 33L148 34V37L146 36L147 34H145V33ZM150 32H151V34H154V35H150ZM152 32H154V33H152ZM157 32V33H156ZM2 33H4V37H5V35H7L5 38L3 37V35H2V37H1V39L3 38V39H6L7 37H8V39H9V36H8V34H5V32H4V30L2 31ZM22 33V34H21ZM79 33V34H78ZM92 33H94L96 36L97 35H99V37L100 38H102L103 37V35H104V37L106 38V40H105V38L103 37L102 39H100L98 36L96 37H94V40H95V43H93L92 44V39L91 38H93V36H94V34H92ZM103 33V34H102ZM29 34H30V37H29ZM32 34V35H31ZM48 34V35H47ZM111 34V35H110ZM130 34H132V35H130ZM141 34V35H140ZM11 35V36H12ZM19 35V36H18ZM21 35H22V37H21ZM37 35V36H36ZM61 35H63V37L61 36ZM81 37H80V36ZM86 35V36H85ZM91 35H93V36H91ZM128 35H130V36H127ZM143 35V36H142ZM145 35V36H144ZM190 35V36H189ZM15 36H17V37H15ZM31 36H32V38L34 39H32L31 38ZM49 36V37H48ZM55 36V37H54ZM57 36V37H56ZM91 36V37H90ZM106 36H108V37H106ZM112 36V37H111ZM131 36L133 37V38H131ZM151 36V37H150ZM192 36V37H191ZM193 36H195V37H193ZM19 37V38H18ZM53 37V38H52ZM68 39V40H66V38ZM86 37V38H85ZM110 37H111V39H110ZM126 37H127V39H126ZM145 37V38H144ZM48 38V39H47ZM59 38V39H58ZM64 40H63V39ZM88 38H90V40L88 39ZM183 40H182V39ZM2 39V41H3V43H2V41H0V46L2 45V44H4L6 41L5 40H3ZM18 39V40H17ZM22 40L21 42H20V40ZM24 39V38H23ZM42 39V40H41ZM54 39V40H53ZM55 39L57 40V41H55ZM60 39H61V41H60ZM78 39V40H77ZM86 39H88V40H86ZM97 39H99V40H97ZM108 39V40H107ZM7 40V39H6ZM30 40V41H31ZM39 40V41H38ZM51 40V41H50ZM63 40V41H62ZM67 42H66V41ZM80 40H82L81 42H80ZM85 40H86V43H85ZM94 40H93V42H94ZM106 41V43L105 42H103V41ZM111 40V42H109ZM116 40H118V42L120 43H118ZM124 40V41H123ZM131 40H132V42H131ZM24 41V42H25ZM41 41V46H40V44H39V42ZM43 41V42H42ZM54 41H55V43H54ZM65 41V42H64ZM89 41H91L90 42V44H89ZM100 41V42H99ZM129 41V42H128ZM145 41V42H144ZM149 41V42H148ZM20 42V43H19ZM52 42V43H51ZM100 43L99 45L97 44L96 45V43ZM117 42V43H116ZM122 42V43H121ZM128 44V46L125 44ZM141 42V43H140ZM17 43H19V44H17ZM22 43V44H21ZM26 43V42H25ZM58 43V44H57ZM59 43H60V45H59ZM75 43V44H74ZM76 43H84L83 45L82 44H77L79 47H76V48H78V49H80V50H78V49H75V47H73V46H76ZM102 43L104 44L103 45V47H102ZM111 43V44H110ZM124 43V44H123ZM136 43L138 44V45H140L139 47H138V45L136 46ZM153 43V44H152ZM159 43V44H158ZM17 44V45H16ZM20 44H21V47H20ZM27 44H29V41L27 42ZM26 44V45H27ZM69 44V45H68ZM73 44V45H72ZM119 44V45H118ZM133 46H132V45ZM152 46H151V45ZM159 45L160 46V48H159V46H155V45ZM209 44V45H208ZM16 45V46H15ZM47 45V46H46ZM50 45V46H49ZM52 45V46H51ZM55 45V46H54ZM59 47H58V46ZM63 45V46H62ZM81 45V46H80ZM88 47H87V46ZM90 45H91V48L92 49H90ZM94 45V46H93ZM96 45V46H95ZM109 46V47H107V46ZM115 45H117V46H115ZM124 45V46H123ZM142 45V46H141ZM144 45V46H143ZM148 45V46H147ZM185 45V46H184ZM4 46V45H3ZM7 44L5 43V46H4V48H5V50H8V51H6L5 52V50L4 51H2V49H3V47L0 49V52L2 51V55H3V53H4V55H3V57H4V59H10L9 57H11L10 55H12L13 54V51L12 52H10L9 53V50H10V48H11V50L13 49L12 47H10V46H8V49H7ZM35 46V47H36ZM53 46H54V48H53ZM57 46V47H56ZM66 46V47H65ZM113 46V47H112ZM120 46V47H119ZM135 46V47H134ZM145 46L147 47V49H148V47H149V49L148 50H146V48H145ZM10 47V48H9ZM41 47H43V49H47V51L45 50H42V48ZM47 47V48H46ZM52 47V48H51ZM55 47H56V49H55ZM62 48V50L64 49V48H66V49H64V51L67 53V54H65V52L64 51H62V52H60V49ZM84 48V50L82 49V48ZM94 47H96L95 49H97V50H94ZM106 47L108 48V50L106 49ZM131 47V50H132V53H128V52H131L130 51V48ZM132 47H134V48H132ZM140 47H142V50H143V52H141L140 51ZM155 48L154 50L153 49H151V48ZM159 48L158 50L159 51H161V54H160V52H158V50H157V48ZM183 47H185V48H183ZM21 48V49H20ZM37 48V47H36ZM50 48V49H49ZM69 50H68V49ZM119 48H120V50H122V51H120L119 50ZM122 48V49H121ZM128 49V50H125V49ZM173 48V50L171 51V49ZM181 48H183V49H181ZM32 49V48H31ZM55 49V50H54ZM85 49H86V51H85ZM88 49V50H87ZM113 49H115L116 50V52L118 53V54H116V55H120V56H117V57H119V59H117V57H116V55L113 53L114 51H113ZM145 49V50H144ZM181 49V50H180ZM201 48H199V50H200ZM10 50V51H11ZM21 50V51H20ZM23 50V51H22ZM30 50V49H29ZM33 51H34V53L35 52H38V53H35V54H41L40 56H42V53H39V51H36V49L34 50V49H32ZM32 50H30V52L32 53L33 51ZM92 50V51H91ZM110 51V53H108L107 51ZM113 52H112V51ZM125 50V51H124ZM136 50V51H135ZM157 50V51H156ZM170 50V51H169ZM194 50V51H193ZM49 51V52H48ZM55 51V53H53ZM59 53H58V52ZM84 51V52H83ZM98 51V52H97ZM101 51V52H100ZM118 51H120L121 53H123V56L124 57H126L125 58V60L122 58L123 56L121 55V53L120 52H118ZM140 51V52H139ZM152 51V53L150 54L149 52H151ZM164 51V52H163ZM92 52V53H91ZM95 52H97V53H95ZM99 52H100V54H99ZM115 52V53H116ZM127 52V53H126ZM148 52V53H147ZM155 52H157V55H156V53ZM206 52H207V54H206ZM7 53H9V55H8V57H7ZM34 53H32V54H34ZM48 53V54H47ZM52 53V54H51ZM57 53V54H56ZM71 53V54H70ZM80 53H82V54H80ZM103 53H106V54H104V55H106V57H104L103 58V56L104 55H102ZM120 53V54H119ZM127 55H126V54ZM133 53H135L134 55L136 56H134L133 55ZM140 53V54H139ZM141 53H145V55L146 56H144L143 57V54L141 55ZM153 53H155V54H153ZM176 55H175V54ZM182 53V54H181ZM183 53H184V55H183ZM196 53V54H195ZM203 53V54H202ZM1 54V53H0ZM34 54V55H35ZM59 54V55H58ZM69 54L71 55L70 57H67V56H69ZM86 56H88V57H85L84 55ZM98 54V55H97ZM132 54V56H130ZM138 54H139V56H138ZM158 54H160V56L158 55ZM178 54V55H177ZM180 54V55H179ZM186 54H187V51H186ZM189 54H191V55H189ZM197 54H199V56L200 55H204V56H202V57H204V58H207V60H206V62L208 63H206L205 64V68H206V71H207V76H209L208 77V79L206 80H204V78H202L203 80H201V78H199V76H198V71L199 70H202L203 71V69H202V63H201V59H203V58H200V57H198V55ZM61 55V56H60ZM64 55L66 56L65 57V60H64ZM81 55V56H80ZM93 55V56H92ZM95 55V56H94ZM107 55H109L110 57L112 56L113 58H111L110 60H109V56H107ZM176 56V59L174 58V56ZM183 55V56H182ZM196 55V56H195ZM205 55H207V56H205ZM49 56V57H48ZM51 56V57H50ZM52 56H54V57H52ZM58 56V57H57ZM75 56V57H74ZM79 56V57H78ZM99 56V57H98ZM122 56V57H121ZM128 56H130L131 58H133V59H131L130 57L128 58ZM138 56V57H137ZM148 56V60H147V58H146V62L148 63V65H150V67H148L147 69H143V68H145L144 67V65L142 64V63H144L143 61H141V59L140 58H144L145 59V57H147ZM153 57L154 56V58H153V61L151 60L152 58H150V57ZM157 56H159L158 58H157V60H156V58L155 57H157ZM174 58H172V57ZM181 56H182V58H181ZM185 56V57H184ZM20 57V56H19ZM61 57V58H60ZM63 57V58H62ZM74 57V58H73ZM81 57V59H79ZM82 57H83V59H84V61H83V59H82ZM90 57V58H89ZM96 57V58H95ZM97 57H98V60H97ZM179 57H180V59H179ZM194 57H196V58H194ZM13 58V57H12ZM58 58L60 59V60H58ZM94 58V59H93ZM100 58V59H99ZM107 62V59H108V61H109V63H111V62H113V65L114 64H118V66H112V63L111 64H109V63H107L108 65H106V62H104V61H102L103 59ZM142 58V59H143ZM20 59H23L22 57H20ZM50 59V60H49ZM73 59H74V61H73ZM89 59H91V60H89ZM96 59V60H95ZM116 61H114V60ZM123 61H122V60ZM130 59L132 60V61H130ZM135 59H136V62H134L135 61ZM198 59V60H197ZM69 60V61H68ZM83 62H82V61ZM85 60H88L89 61V63L87 62V61H85ZM119 60V61H118ZM127 60H128V62H127ZM137 60H138V62H137ZM140 60V61H139ZM150 60V61H149ZM154 60H156V61H154ZM182 60V61H181ZM80 61V62H79ZM91 61V62H90ZM95 61V62H94ZM97 61V62H96ZM118 61V62H117ZM121 61V62H120ZM149 61V62H148ZM162 61V62H161ZM190 61H191V63H190ZM199 61V62H198ZM23 62V61H22ZM22 62H21V64H22ZM59 62H62V63H59ZM99 62V63H98ZM104 62V64H102ZM115 62V63H114ZM134 62V63H133ZM154 62V63H153ZM156 62H158L159 63V65L158 64H156ZM42 63V62H41ZM58 63H59V65H58ZM77 63V65H75ZM79 63V64H78ZM87 63V64H86ZM94 63V64H93ZM95 63H96V65H95ZM129 64V65H131V64H133L132 66H129V65H127V64ZM136 63V64H135ZM141 63V64H140ZM147 63L145 64V66H148L147 65ZM154 65H153V64ZM21 64H18L19 66L21 65ZM61 64H62V66H61ZM86 66H85V65ZM93 64V65H92ZM98 64H99V66L100 67H104V69H102V68H98L99 66H98ZM122 64V65H121ZM139 65V69H137L138 68V66H136L135 67V65ZM172 64V65H171ZM175 64H176V66H175ZM177 64H178V66H177ZM88 65H89V67H88ZM91 65V66H90ZM103 65V66H102ZM110 65V66H109ZM143 65V67H141V66ZM191 65H189V66H191ZM19 66H17V68L15 69V72H16V70L17 71H20V73H18L17 72V78H19V79H17L16 78V74L14 75L15 76V78L18 80H15V78H13L12 80L13 81H17L18 83H22V80H21V71H22V73H23V70L24 69H20V67ZM22 66V65H21ZM61 66V67H60ZM82 66V67H81ZM94 66V67H93ZM123 66V67H122ZM124 66L126 67V68H124ZM128 66V67H127ZM171 66V67H170ZM173 66V67H172ZM19 67V68H18ZM70 67V66H69ZM80 67V68H79ZM91 67V68H90ZM107 67V68H106ZM111 68V69H109V68ZM113 67H114V69H120V76L118 75V70L116 69L115 70V72H112L113 71ZM131 67H132V69H131ZM140 67H141V69H140ZM154 67L156 68V69H154ZM158 67V68H157ZM178 67V68H177ZM21 68H23V67H21ZM48 68V69H49ZM62 68V69H61ZM90 68V69H89ZM94 68V69H93ZM122 68H124L123 70H121ZM129 70H128V69ZM171 68V69H170ZM19 69V70H18ZM68 69V68H67ZM66 69V70H67ZM92 69V70H91ZM98 69H101L103 72H104V76L102 75V71L101 70H98ZM152 69H150V70H152ZM69 70V69H68ZM88 70V71H87ZM94 70V71H93ZM108 70H110V72L108 71ZM125 70V71H124ZM128 70V71H127ZM140 70H141V73L142 72H144V73H139L140 72ZM143 70V71H142ZM152 70V71H153ZM174 70V71H173ZM198 70V71H197ZM81 71V72H80ZM100 71V72H99ZM105 71H106V75H105ZM124 71V72H123ZM134 71V72H133ZM138 71V72H137ZM171 71V72H170ZM60 72V71H59ZM69 72V71H68ZM73 72V71H72ZM74 73V75L75 74H77V73ZM90 72H92V73H90ZM99 72V73H98ZM108 72V73H107ZM133 72V73H132ZM94 73V74H93ZM101 73V74H100ZM114 73H116V74H114ZM123 73V74H122ZM126 73V74H125ZM128 73V74H127ZM133 74V75H131V74ZM135 73V74H134ZM137 73V74H136ZM170 73H173V74H170ZM89 74H91V75H89ZM99 74V75H98ZM113 74V75H112ZM121 74H122V76H125L126 75V77H122L121 76ZM142 75V76H140V77H138L139 75ZM164 76H163V75ZM55 75H57L58 76V73H56ZM87 75H89V77L87 76ZM110 77H109V76ZM128 75V76H127ZM135 75H136V77H138V78H136L135 77ZM145 75V76H144ZM169 75H170V78H169ZM62 78H64V74H62ZM78 76V75H77ZM76 76V78H78ZM90 76H92V78L90 77ZM95 76V77H94ZM100 76V77H99ZM113 76H114V78H113ZM119 77V79H118V77ZM131 78H130V77ZM149 76V77H148ZM153 76H154V73H153ZM161 76V77H160ZM167 76H168V79H167ZM66 77V76H65ZM96 77H98V79L96 78ZM102 77H104V78H102ZM107 77V78H106ZM115 77H117V79L115 78ZM122 77V78H121ZM131 79H129V78ZM144 77H148V78H144ZM155 77V78H156ZM75 78V79H76ZM89 78V80H90V78L93 80H87ZM109 78H112V81L109 79ZM134 78H136V79H138V80H140V83H138L139 81L138 80H136V79H134ZM140 78H142V80L140 79ZM150 78V79H149ZM164 78H166L167 80H165L164 81ZM172 78V79H171ZM79 79H80V77H79ZM97 79V80H96ZM100 79V80H99ZM104 79V80H103ZM106 79V80H105ZM123 81H121V80ZM129 79V80H128ZM132 79H133V81H136V82H133L132 81ZM144 79V80H143ZM171 79V80H170ZM20 80H21V82H20ZM77 80V79H76ZM96 80V81H95ZM98 80H99V85H98ZM101 80H103V82L101 81ZM108 80H109V82H108ZM115 80H117L116 82H115ZM118 80H120L122 83V85H124V86H126V83H127V86L126 87H124V86H121L120 85V81H118ZM148 80L150 81V82H148ZM77 81H79V80H77ZM94 81L95 82H97V83H95L94 84ZM104 81H106V82H104ZM114 81V82H113ZM132 81V83L133 84H131L130 82ZM167 81V82H166ZM169 81H170V83H169ZM203 81V82H202ZM107 82H108V85H107ZM128 82H129V84H128ZM142 82V83H141ZM153 84H152V83ZM166 82V83H165ZM16 83V82H15ZM15 83L13 82L12 84H13V86L15 85ZM80 83V82H79ZM81 83L79 84V85H81ZM90 83H93L94 85L92 86V84H91V86H89V84ZM100 83H102V85H100ZM113 85H111V84ZM114 83V84H113ZM149 83H151V84H149ZM106 84V85H105ZM116 84V85H115ZM141 86H140V85ZM168 84V85H167ZM169 84H171V85H169ZM204 84V85H203ZM19 85V84H18ZM97 85V86H96ZM105 85V86H104ZM114 88L115 87V89H113L111 86ZM118 85V86H117ZM119 85H120V87H119ZM134 86V88H135V92H134V89H133V87L131 88V89H129L130 88V86ZM136 85H139V88H138V86H136ZM21 85H19V88H17V93H16V95H18L19 96V98H22V97H20L21 95H23V97L25 96L24 94V91L23 90H21V87H20ZM151 86V87H150ZM99 88V87H102L101 88V90H102V93L101 94H103V95H101L100 94V88H99V95H97L96 94V92L98 93V91H97V89H95V88ZM103 87L105 88H107L108 87V89H107V91L106 90H104V92H103ZM122 87H123V89H122ZM142 87L144 88L143 89V91H142ZM112 90H111V89ZM121 88L122 89V91H123V93L124 94H122V92H120V90L119 89ZM126 88V89H125ZM136 88L138 89V91L139 90H141V91H139V97H138V91H136ZM154 89V88H153ZM156 89V88H155ZM170 89V90H169ZM19 90V91H18ZM108 90H109V92H108ZM115 90H117L116 92H115ZM125 90H128V91H131V92H129L128 93V91H126L125 92ZM21 91H23L22 93H21ZM120 93H119V92ZM132 91H133V93H132ZM108 92V93H107ZM140 92H142V93H144V94H142V95H144V97L142 98V95H141V97H140ZM168 92V93H167ZM19 93V94H18ZM21 93V94H20ZM105 93V94H104ZM109 93H111V94H109ZM112 93H113V95L115 96V98H114V96L112 95ZM117 93V94H116ZM108 94V98H110V96H111V98H110V100L112 101H109V99H106L107 97L105 96V95H107ZM119 94V95H118ZM127 94V98H130V99H128V101L126 100L127 98H126V95ZM130 94V95H129ZM134 94V95H133ZM136 94V95H135ZM146 94V95H145ZM101 95V96H100ZM133 97H132V96ZM165 95V96H164ZM86 96H87V94H86ZM92 96V95H91ZM96 96V97H95ZM104 96H105V98H104ZM118 96L123 100H120V98H118ZM123 96H124V98H123ZM135 96V97H134ZM137 96V97H136ZM87 97H89V96H87ZM116 97L119 99L118 101H117V99H116ZM132 97V98H131ZM87 99V98H85V95H84V98H82V96H79V98H78V100L79 99ZM114 98V99H113ZM134 98H136V99H134ZM141 98V99H140ZM81 99L79 100L81 103L83 102V101H81ZM105 99V100H104ZM113 99V100H112ZM116 99V101H117V104L119 105L118 107H115V106H117V104L116 103H114V102H116V101H114ZM131 99H134V100H131ZM148 99V100H147ZM147 102L149 101V97H147ZM20 101H22V99H19ZM89 100V99H88ZM91 101H93L92 100V97H91V99H90ZM257 100V99H256ZM78 101V102H79ZM109 101V102H108ZM114 101V102H113ZM125 101V102H124ZM127 101V102H126ZM133 101H135V102H133ZM137 101H138V103H137ZM139 101H140V103H139ZM260 103H262V105H263V107H264V100H258ZM93 102H95V101H93ZM107 102V103H106ZM111 102V103H110ZM146 102V101H145ZM81 103H79V104H81ZM105 103V104H104ZM125 103V104H124ZM127 103V104H126ZM137 103V104H136ZM102 104H104V105H102ZM121 104V105H120ZM124 106H123V105ZM135 104V105H134ZM111 105H113L115 108H118L119 109V107L120 106H122L123 107V109L122 110H124L123 112H122V110L121 111H118V110H116V109H114V107L112 108V107H110ZM165 105H166V108H167V110H166V108H165ZM104 106V107H103ZM105 106H106V108H105ZM127 106H129V108H127ZM136 106L137 107V109H134V107ZM105 108L104 110H103V108ZM124 107H126L127 109V111L125 110V108ZM131 107H132V109H131ZM140 108V110H139V108ZM147 107V108H146ZM108 108V109H107ZM110 108V109H109ZM121 108V107H120ZM99 109H101L103 112H101V110H99ZM112 109V110H111ZM129 109H131L132 110V112L129 110ZM133 109H134V111H136V112H133ZM156 109V108H155ZM108 110V111H107ZM114 110H116V114H115V111ZM138 110H139V112H138ZM163 110V111H162ZM125 111H126V113H125ZM142 111V112H141ZM197 111H202V110H197ZM196 111V112H197ZM104 112H106V114H107V116H105L106 114L104 113ZM114 112V113H113ZM119 112H121V113H119ZM154 112H155V110H154ZM165 112H166V114H165ZM196 112H193V113H196ZM261 112L262 113H258L259 114V116H261V118L264 120V110H261ZM111 113V114H110ZM120 115H119V114ZM142 114L143 113V115H141V117H145L144 119L143 118H141L140 117V115H137V114ZM190 113V112H189ZM201 113V112H200ZM113 114V115H112ZM118 114V115H117ZM149 114V118H147L146 119V117H147V115ZM164 114H165V117L167 118H165L164 117ZM168 114V115H167ZM191 114V113H190ZM263 114V115H262ZM102 115H103V120L102 121H100L99 119H98V117L99 118H101L102 117ZM110 115V116H109ZM115 115V116H114ZM127 117V118H125V116ZM157 115V114H156ZM167 115V116H166ZM105 116V117H104ZM110 118H109V117ZM111 116H112V119H113V122H111L110 124L112 125H110L109 124V122L110 121H112L111 120ZM121 116V117H120ZM139 118H141V119H143V120H141V119H137L138 117ZM205 116V118L206 117H208V116H206V115H204V114H201V119H203L202 117H204ZM106 117H108V118H106ZM116 117V118H115ZM122 117L124 118V119H122ZM135 117H137L135 120H136V123H135V120L133 119V118H135ZM198 118H199V116H197ZM97 118V119H96ZM122 120H121V119ZM197 118V119H198ZM109 119H110V121H109ZM149 119V120H148ZM105 120L108 122V125L106 124V123H103V122H105ZM115 121H117V122H115ZM118 121H120V122H118ZM151 121V122H150ZM169 121H171V122H169ZM206 121H207V125L209 126V123H208V121H209V119L207 120L206 119ZM100 122H102V123H100ZM97 123V124H98ZM118 123V124H117ZM130 123V125L131 124H133V123H135L136 125L132 128L133 130H130V128L128 129V124ZM114 124V125H113ZM116 124V125H115ZM121 125L120 127L118 126V125ZM172 124L174 125V126H172ZM130 125H129V127H130ZM98 126V125H97ZM107 126V127H106ZM110 126V127H109ZM118 126V127H117ZM115 127V128H114ZM116 127L118 128V129H116ZM183 127V128H182ZM114 129V131L112 130L111 131V129ZM121 130H120V129ZM126 128H127V130H126ZM182 128V129H181ZM123 129L125 130V131H123ZM173 129V130H172ZM175 129V130H174ZM209 129V128H208ZM117 130H119V131H117ZM176 130H178V131H176ZM116 131V132H115ZM119 132H121L120 134L121 135H118L119 134ZM114 133L116 134L115 136H114ZM118 135V136H117ZM107 136V137H106ZM109 136V137H108ZM152 137V138H151ZM109 138V139H108ZM151 138V139H150ZM154 138V139H153ZM151 141H150V140ZM152 139H153V141H152ZM155 140L157 141L156 143H158V146L155 148H152L153 147V143L155 142ZM112 142V143H111ZM139 142V144H137V143ZM148 142V143H147ZM150 142V143H149ZM153 142V143H152ZM147 143V144H146ZM207 143V144H206ZM152 144V145H151ZM136 145L138 146V147H136ZM146 145H148V147H146ZM151 145V146H150ZM155 146V145H154ZM205 148H206V150L205 151H207L206 153H205V156H203V158H204V160L206 161H204V163H203V166H204V168H205V170L207 171V177H208V180H209V183H208V187H207V189H205V191L203 192V195L206 193V192H208V190L210 189V186H211V181H210V175H209V166H208V162H209V150H210V146H211V140H210V132L208 133V138H207V141L205 142ZM150 147V148H149ZM121 148V149H120ZM147 148V149H146ZM141 149V150H140ZM135 150V151H134ZM140 150V151H139ZM143 150V151H142ZM152 150V151H151ZM120 151H124L123 153L122 152H120ZM126 151V152H125ZM137 151V152H136ZM149 151V152H148ZM125 153V154H124ZM129 153V154H128ZM138 153V154H137ZM145 153V154H144ZM143 155V157H142V155ZM146 154L148 155L147 156V158H145V156H146ZM128 156V157H127ZM139 156H141V157H139ZM149 156H152V157H149ZM126 157V158H125ZM149 157V158H148ZM138 158V159H137ZM145 158V159H144ZM186 158H187V160H186ZM256 158V159H255ZM143 159V160H142ZM138 160V161H137ZM132 161H135V163H137L136 165H135V163H134V166H132ZM137 161V162H136ZM144 161H146V162H144ZM185 161H186V163H185ZM141 162V163H140ZM182 162V164H181V166H180V163ZM245 162V164L252 170V177L254 178V180H256V181H258V183L261 185H263L264 184V174H263V168H264V166H263V160L260 158V157H258V156H251V157H248V159L247 160H245L244 161ZM186 165H185V164ZM206 163V164H205ZM0 181L2 180V178H1V176L4 178L3 180H2V182H0V185H3L2 183H3V181H4V185L6 186L7 184H9L8 186H6V187H9L8 189H10L9 190V192L10 191H13V194H12V192H10V194H11V196L14 198H19V201H20V198L22 199L23 198V194H24V192H23V190H20V189H18V187H16V185H14L15 183H16V177H18L19 176V174H15V172L14 171H12L10 168L9 169H6V167H4V164H3V161H2V158H0ZM123 166H125L124 168H123ZM138 166V167H137ZM263 166V167H262ZM135 167V168H134ZM140 167V168H139ZM187 168H189V166H187L186 167V169ZM4 169H6V173L5 174H3L4 173ZM133 169H138V170H133ZM9 170V171H8ZM2 171V172H1ZM135 171H136V173H135ZM152 171V172H151ZM13 173V174H12ZM14 174H15V176H14ZM108 175V176H107ZM131 175V176H132ZM7 176V177H6ZM10 176V177H9ZM130 176V177H131ZM177 176V177H176ZM8 178V179H7ZM10 178V179H9ZM6 179V180H5ZM13 179H15V180H13ZM149 180V181H148ZM13 181H14V183H13ZM5 182H7V184H5ZM121 182V183H120ZM146 183V184H145ZM176 183V184H175ZM258 184V185H259ZM3 185V186H4ZM11 185V186H10ZM146 185V189H145V187L144 186ZM4 186V187H5ZM111 186V188H113ZM149 186V187H148ZM5 187V188H6ZM11 187V188H10ZM156 189H155V188ZM170 187V188H169ZM16 188V189H15ZM117 188V187H116ZM148 188L150 189V190H148ZM167 188H169V189H167ZM115 189V188H114ZM118 189V188H117ZM117 189H115V191H117ZM143 189V190H142ZM145 189V190H144ZM18 190V191H17ZM113 190V189H112ZM152 190V191H151ZM201 190H203V189H201ZM201 190H198V189H196V188H194V189H192V191H191V204L193 205V207H195L196 208V210L199 212V214L201 215V218L203 219V221L205 222V219H204V217H203V215H202V213H204L205 212V215L207 216V211L205 210V209H202V208H200L199 206H196L195 205V203H194V199L196 198V197H198V196H201V194L199 193ZM20 191H22L23 192V194H21L20 193ZM114 191V190H113ZM112 191V192H113ZM114 191V192H115ZM154 191V192H153ZM16 192V193H15ZM113 192V193H114ZM167 192V193H166ZM141 193V194H140ZM155 193V195L153 196V194ZM114 194H116V193H114ZM114 194H112L113 196H111V198L113 197L114 199H117V196H116V198L114 197ZM158 194V195H157ZM262 195V202H263V208L261 209V210H263L264 211V193H262L261 194ZM144 196V197H143ZM151 196V197H150ZM142 197H143V199H142ZM157 197V198H156ZM167 198H171L170 200L169 199H167ZM114 199H113V202H114ZM152 199V200H151ZM154 199H156V200H154ZM154 200V201H153ZM18 201V200H17ZM115 202L116 203H118V201H116L115 200ZM152 202H153V204H152ZM173 202V201H172ZM136 203H138V200H136ZM135 202L133 203V204H136ZM155 203V204H154ZM155 205V206H154ZM115 206H119V204L118 205H115ZM133 206V205H132ZM149 207H151V208H149ZM115 208V207H114ZM120 208V207H116L115 209H114V214H111V215H114V217H115V219H116V217L119 215L118 213L119 212H121V211H119L118 209ZM141 208V209H140ZM117 209V211H119V212H115V210ZM127 210H129V208L128 209H125L124 210V217H126V222L124 221V220H122L123 218H121L120 216H122V215H119V217H118V220L120 219V221L122 220V221H124V222H119L118 220L116 221L115 219H114V217L112 216L111 217V220H112V218H113V220L112 221H114V222H112V223H114V224H112V227L113 228H117V230L119 229V226L122 228V227H124L123 225H121L122 223H125L126 225H132L131 227H133V224H132V221L131 220H133V219H130L131 217L133 218V216H131V215H133V213H131V211L128 213V211ZM139 210H140V212H142L141 210H151V211H149V212H146V211H144V212H142L141 214L140 213H138L139 212ZM158 210V211H157ZM127 211V212H126ZM152 211H154V213H155V215L154 214H152ZM157 212V213H156ZM161 214H160V213ZM115 213H117V214H115ZM148 213H150V214H148ZM122 214V213H121ZM137 214H139L140 215V217L137 215ZM144 214V215H143ZM149 216H148V215ZM160 214V215H159ZM115 215H117V216H115ZM130 215V216H129ZM134 215V216H135ZM154 215V216H153ZM128 216V217H127ZM147 218H146V217ZM150 216H152V217H150ZM161 216V217H160ZM139 217V218H138ZM143 217H145V218H143ZM155 217H156V219H155ZM128 218V219H127ZM140 218H142V219H140ZM151 218V219H150ZM130 219V220H129ZM154 219V220H153ZM144 220H147V223H146V221L144 222ZM207 220H208V218H207ZM130 221H131V223H130ZM115 222H119V224L117 225ZM184 222V223H183ZM204 222H203V224H204ZM129 223V224H128ZM186 223V224H185ZM116 224V226L117 227H115L114 225ZM185 224V228L183 227V225ZM205 224H206V222H205ZM205 224H204V228L206 229V227H205ZM125 225V226H126ZM96 226V228H98V226L97 225H95ZM130 227V228H131ZM182 228V229H180V231H182L183 229V231H182V233H180V231L178 230V228ZM95 228V229H96ZM127 228V226L126 227H124V229L123 230H125ZM129 228V227H128ZM129 228V229H130ZM99 229V228H98ZM98 229H96V230H94L95 231V235L98 233ZM187 229V230H186ZM96 231H97V233H96ZM126 232H128L127 230H125ZM186 231V232H185ZM188 231V232H187ZM115 232V234H114V236H113V240L114 241H117L116 240V238H118L119 236V234H122V233H119L118 232V235H117V231L115 230L114 231ZM130 232V231H129ZM128 232V233H129ZM128 233H127V236H128ZM186 233V234H185ZM207 233H208V230H207ZM117 237H116V236ZM115 237V238H114ZM189 237V238H188ZM163 239H165V240H167V243H166V245L168 244L169 246H167V247H169V248H167V249H169V250H164V252H163V250L160 248V247H157V248H155V246H154V244H156L158 241H163ZM130 242L129 243H131V238L129 237V239H128ZM112 242V240H111V242H112V244H115L116 243V245H117V242ZM123 241H125V240H123ZM127 241V240H126ZM128 242V241H127ZM128 243V244H129ZM208 243L210 244V242H209V239H208ZM111 244V245H112ZM151 245H153V246H151ZM165 244H163V247L164 246H166ZM247 245V244H246ZM96 246H97V244H96ZM98 247V246H97ZM96 247V248H97ZM162 247V246H161ZM97 250V249H96ZM245 251H244V253L246 254V251H247V249L245 248L244 249ZM166 251V252H165ZM97 252V251H96ZM98 254L99 253H95V257L96 258H98V257H102V256H98ZM197 254V255H196ZM157 255V256H156ZM105 257H106V254L104 255ZM103 256V257H104ZM194 256H195V258H194ZM201 257V259H200V257ZM164 257V256H163ZM213 257V258H212ZM107 258V257H106ZM106 258H101V259H99V260H102V261H104L103 259H105V261L104 262H102V264L104 263L105 264V262H107L106 261ZM189 258H191V259H189ZM192 258H194V259H192ZM198 258V259H197ZM95 259V258H94ZM188 259V261L190 260V262H188V261H186ZM196 259V260H195ZM99 260H94V262H96V264H101L100 262H98ZM108 260V259H107ZM191 260H193L192 262H191ZM205 260V261H204ZM161 261H162V259H161ZM93 262V264H95ZM187 262V263H186ZM243 264H245L244 262H242ZM106 264H108V263H106ZM198 264H200V262L198 263ZM222 264V263H221ZM248 264V263H247Z\"/></svg>",
    "mask_w": 264,
    "mask_h": 264
},
{
    "label": "built area",
    "instance_id": "2783aa9c",
    "mask_svg": "<svg viewBox=\"0 0 264 264\" xmlns=\"http://www.w3.org/2000/svg\"><path fill=\"white\" fill-rule=\"evenodd\" d=\"M209 31L210 82L205 91L191 90L188 111L203 109L209 119L211 186L194 203L207 211L210 244L222 242L231 228L239 230L248 246L245 262L259 264L264 211L255 205L258 181L244 161L255 155L264 166V120L237 106L264 100V0H210Z\"/></svg>",
    "mask_w": 264,
    "mask_h": 264
}]
</instances>
